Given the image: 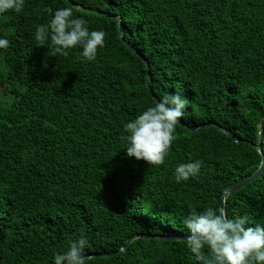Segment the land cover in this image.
Returning a JSON list of instances; mask_svg holds the SVG:
<instances>
[{
  "label": "trees",
  "instance_id": "trees-1",
  "mask_svg": "<svg viewBox=\"0 0 264 264\" xmlns=\"http://www.w3.org/2000/svg\"><path fill=\"white\" fill-rule=\"evenodd\" d=\"M66 6L105 32L95 60L34 39ZM0 36L10 41L0 49V264H53L81 233L86 256L136 237L88 264H202L171 237L264 163V0H25L0 15ZM147 78L158 99L189 101L159 166L128 157L122 139L156 102ZM189 159L202 161L199 174L176 183ZM224 204L264 224V168Z\"/></svg>",
  "mask_w": 264,
  "mask_h": 264
},
{
  "label": "clouds",
  "instance_id": "clouds-1",
  "mask_svg": "<svg viewBox=\"0 0 264 264\" xmlns=\"http://www.w3.org/2000/svg\"><path fill=\"white\" fill-rule=\"evenodd\" d=\"M24 6L25 0H0V15L20 13ZM88 24L85 17L74 14L73 8L60 7L46 23L36 25L33 35L40 43L48 41L54 53L67 56L71 50L79 49V57L93 61L98 49L105 46V32L90 29ZM9 46V39L0 36V49ZM188 104L179 91L167 93L126 122L122 139L127 142V156L146 161L149 166L164 164ZM201 167L199 159L179 162L173 169V178L176 183L187 181L197 176ZM182 223L188 232L185 241L191 253L189 259L202 264H264V224L248 226L246 217L230 216L219 207L190 210ZM88 243L81 233L65 251L53 254V264H88Z\"/></svg>",
  "mask_w": 264,
  "mask_h": 264
},
{
  "label": "water",
  "instance_id": "water-1",
  "mask_svg": "<svg viewBox=\"0 0 264 264\" xmlns=\"http://www.w3.org/2000/svg\"><path fill=\"white\" fill-rule=\"evenodd\" d=\"M68 1H70V0H68ZM73 5H75V4H73ZM75 6H77V5H75ZM107 16L110 17L109 14H107ZM122 31H123V29H122V27H120V35H121V36H122ZM130 47H131L132 50L135 51V49L133 48V46H130ZM138 55H139V54H138ZM139 57H140L142 60H144V58H143L141 55H139ZM145 63L147 64L148 62L145 60ZM148 74H149V72H148ZM147 83H148V87H149V89H150V91H151V93H152L153 98L157 101L158 98L156 97V95H155V93L153 92L152 88L149 86V78H147ZM261 122H262V121H260V124H261ZM204 126H205V125H204ZM206 126H208V125H206ZM197 129H198V128H197ZM220 129H221L222 131H224L223 128L220 127ZM193 130H196V128L193 129ZM263 134H264V129L261 128L260 137H259L258 149H259V151L261 152V154H262V156H263V158H264V152H263V149H262V138H263ZM263 168H264V163L262 164V166L260 167V169H259L254 175H252V176H250V177H248V178H246V179L240 181L239 183H237V184L231 186L230 188H228L227 190H225L224 193H223V196H222L221 209L224 210V205H225V204H224V201H225V197H226L228 194H230V193H232V192H235V191L239 190L240 188H242L243 186L247 185V184H248L249 182H251L252 180H254V179H256L257 177H259L260 174H261V172H262V170H263ZM135 238H136V237H132V238H130V239L128 240L127 244L124 246V248L121 249V250H119V251H117V252H114V253L90 254V255H87L86 257H87V258H92V257H109V256H114V255L120 254V253H122V252H125V251L128 249L130 243H131ZM171 238H172V239H178V240H185V239H186V236H176V237H171Z\"/></svg>",
  "mask_w": 264,
  "mask_h": 264
}]
</instances>
